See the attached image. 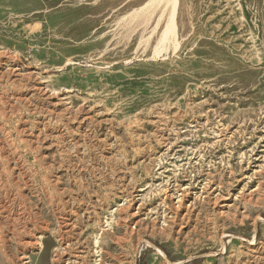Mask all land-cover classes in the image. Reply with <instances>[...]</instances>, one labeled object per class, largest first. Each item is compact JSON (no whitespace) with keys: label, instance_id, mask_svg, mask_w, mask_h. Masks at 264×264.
Listing matches in <instances>:
<instances>
[{"label":"rangeland","instance_id":"obj_1","mask_svg":"<svg viewBox=\"0 0 264 264\" xmlns=\"http://www.w3.org/2000/svg\"><path fill=\"white\" fill-rule=\"evenodd\" d=\"M153 1L0 0V264H264V0Z\"/></svg>","mask_w":264,"mask_h":264},{"label":"bare ground","instance_id":"obj_2","mask_svg":"<svg viewBox=\"0 0 264 264\" xmlns=\"http://www.w3.org/2000/svg\"><path fill=\"white\" fill-rule=\"evenodd\" d=\"M161 1H166V4L170 7V16L167 26L164 30L162 43H173L174 45H176L175 48H177V45L179 43L177 40L178 25L176 22V13L178 9L179 0H154L151 5H155L156 3H160Z\"/></svg>","mask_w":264,"mask_h":264}]
</instances>
